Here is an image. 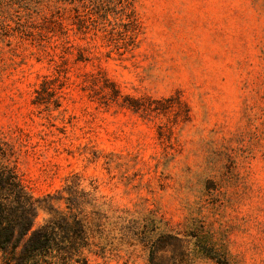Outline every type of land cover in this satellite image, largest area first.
<instances>
[{"label": "rangeland", "instance_id": "obj_1", "mask_svg": "<svg viewBox=\"0 0 264 264\" xmlns=\"http://www.w3.org/2000/svg\"><path fill=\"white\" fill-rule=\"evenodd\" d=\"M100 1L0 0V140L23 183L96 187L109 240L89 264H149L165 233L185 264H264V0ZM44 76L58 107L32 103ZM104 78L163 101L106 105Z\"/></svg>", "mask_w": 264, "mask_h": 264}, {"label": "trees", "instance_id": "obj_2", "mask_svg": "<svg viewBox=\"0 0 264 264\" xmlns=\"http://www.w3.org/2000/svg\"><path fill=\"white\" fill-rule=\"evenodd\" d=\"M81 1L83 6L89 5L92 9L94 2H101ZM79 15L77 13L76 17L79 18ZM104 81L105 86L111 89L107 99L105 95L100 97L106 105L110 101L118 102L134 112L149 115L158 109L151 108V104L163 101L122 95L114 82L107 78ZM62 85L60 79L44 76L39 88L34 91L32 103L53 102L58 107V92ZM80 186V178L75 175L62 190L35 199L18 172L13 146L0 140V264H89L88 253L97 246L95 239L109 240L108 232L105 233L102 227V221L109 216L104 203L98 201L96 187L85 190ZM56 202L61 204L56 205ZM39 208L46 212L47 217L36 224ZM124 232L122 235L126 234ZM144 242L148 245L149 264L186 263L188 254L178 236L165 233L153 239H144Z\"/></svg>", "mask_w": 264, "mask_h": 264}]
</instances>
